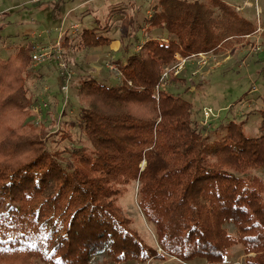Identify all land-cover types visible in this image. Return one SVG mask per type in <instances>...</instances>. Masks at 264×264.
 <instances>
[{"label": "trees", "instance_id": "obj_1", "mask_svg": "<svg viewBox=\"0 0 264 264\" xmlns=\"http://www.w3.org/2000/svg\"><path fill=\"white\" fill-rule=\"evenodd\" d=\"M120 9L110 15L121 16V30L129 31L134 17ZM138 28L165 35L117 64L120 84L82 80L80 93L93 107L81 108L79 117L92 147V157L82 160L99 177L66 173L44 149L15 168L0 164V252L26 247L49 264H88L103 252L118 264L164 255L185 264H229V252L240 245L248 264H264V109L258 137L235 121L211 132L204 117L194 118L192 103L161 89L176 54H218L257 27L222 0H156ZM110 33L107 26L85 29L66 36L64 46L93 52L114 41ZM31 50L30 44L0 58V119L29 108L22 72ZM129 182L139 186V206L157 228L164 255L147 247L114 207L120 194L114 184Z\"/></svg>", "mask_w": 264, "mask_h": 264}, {"label": "rangeland", "instance_id": "obj_2", "mask_svg": "<svg viewBox=\"0 0 264 264\" xmlns=\"http://www.w3.org/2000/svg\"><path fill=\"white\" fill-rule=\"evenodd\" d=\"M222 1L250 20L257 27L256 32L218 54L206 53L203 58L186 60L184 65H179L182 68L178 77L171 78L170 75L169 82L164 81L168 84H162L161 89L192 103L196 113L194 118L201 121L204 117L202 126L206 129L210 127L211 132L235 121L245 123L247 136L258 137L262 120L260 112L264 109V0ZM155 3L156 0H0V58L8 59L18 48L30 44L43 48L61 41L66 67L73 73L70 87L65 92L58 64L47 62L35 66L32 48L31 61L23 65L22 72L31 101L24 112L21 109L10 111L0 119V145L6 146V149L0 148L3 149L0 150V164L15 168L37 158L44 149L56 157L66 173L87 179L99 177L92 171L91 165L82 160L91 155L92 147L86 133L79 127V117L81 108H93L91 98L80 93L82 80L96 77L111 85L121 83L123 76L117 64L125 65L129 56L139 50L138 45L144 41L165 35L160 31L146 34L138 28L147 17L152 16ZM118 8L127 9L134 17L135 26H129V31L121 30L118 22L121 16L110 15L112 11L117 13ZM76 25L80 34L85 29L98 26L111 29L114 41L93 51L101 56L96 66L92 62L87 63V58L93 55L91 52L66 49L64 46L66 36L71 39L76 36L74 34L78 31L73 30ZM114 44L121 46L115 50ZM176 64L178 62L174 58L170 69ZM13 87L17 89L15 84ZM207 109L213 110L209 118L205 115ZM206 132L209 134V131ZM36 141L38 145L31 144ZM78 148H82L79 154ZM138 188L133 182L114 184V189L120 191L113 198L114 207L147 247L163 254L156 235L157 228L147 221L139 206ZM27 250L25 247L24 251L13 248L6 253L0 252V264H49V259L44 261L29 256ZM228 263L248 264L240 245L229 252ZM88 264L118 263L103 252L92 257ZM120 264L185 263L164 255L149 262L131 259Z\"/></svg>", "mask_w": 264, "mask_h": 264}, {"label": "built area", "instance_id": "obj_3", "mask_svg": "<svg viewBox=\"0 0 264 264\" xmlns=\"http://www.w3.org/2000/svg\"><path fill=\"white\" fill-rule=\"evenodd\" d=\"M32 1V0H31ZM73 30L75 32H77L79 30V26H74ZM35 36V34H34ZM61 41H59V43H57L56 45L50 46V47H40V45H32L33 48V64L35 66H40L44 63L47 62H56L60 68V72L62 74L63 77V86H62V90L67 92L69 87H70V82L73 79V73L71 71H69L66 67V63H65V56H64V52H63V48L61 45ZM207 54H198V55H193L190 57H182V55L180 54H176L174 56L175 60H177L178 64L175 65V67L173 69L167 68L163 77H162V84H168V83H164L165 82H169L170 80V75L171 78L172 77H178L177 75L179 74L180 70H181V66L179 65H184L186 63V60H191L192 58H203L204 56H206ZM184 60V61H182ZM113 68H115V66L113 65ZM174 75V76H173ZM211 114H213V110L212 109H207L205 111V116L206 118H209L211 116Z\"/></svg>", "mask_w": 264, "mask_h": 264}, {"label": "crops", "instance_id": "obj_4", "mask_svg": "<svg viewBox=\"0 0 264 264\" xmlns=\"http://www.w3.org/2000/svg\"><path fill=\"white\" fill-rule=\"evenodd\" d=\"M120 44L118 45H116V44H114V49L115 50H117V49H119L120 48ZM93 55H91V56H89L88 58H87V63L88 62H92V65L93 66H96L97 64H99L100 63V61H101V56L98 54V52H91ZM89 58H91V60L89 59ZM91 65V66H92Z\"/></svg>", "mask_w": 264, "mask_h": 264}]
</instances>
